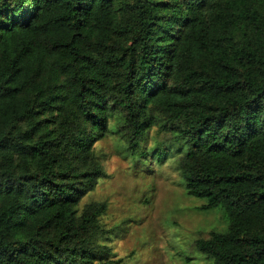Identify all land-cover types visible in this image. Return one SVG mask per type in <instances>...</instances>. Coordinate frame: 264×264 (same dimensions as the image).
Here are the masks:
<instances>
[{
  "label": "trees",
  "instance_id": "trees-1",
  "mask_svg": "<svg viewBox=\"0 0 264 264\" xmlns=\"http://www.w3.org/2000/svg\"><path fill=\"white\" fill-rule=\"evenodd\" d=\"M106 136L222 211L210 264H264V0H0V264H113Z\"/></svg>",
  "mask_w": 264,
  "mask_h": 264
},
{
  "label": "rangeland",
  "instance_id": "rangeland-1",
  "mask_svg": "<svg viewBox=\"0 0 264 264\" xmlns=\"http://www.w3.org/2000/svg\"><path fill=\"white\" fill-rule=\"evenodd\" d=\"M153 138L145 143V151ZM102 165L101 176L81 205H104L98 221L113 264H210L195 241L223 231L220 209L201 211L202 204L186 195L175 158L161 164L139 160L119 148L116 136L92 142Z\"/></svg>",
  "mask_w": 264,
  "mask_h": 264
}]
</instances>
